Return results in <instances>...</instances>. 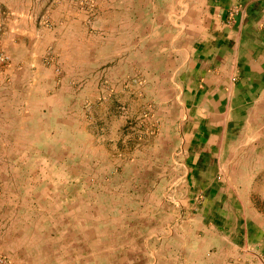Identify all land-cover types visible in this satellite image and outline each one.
Returning <instances> with one entry per match:
<instances>
[{"label":"crops","instance_id":"crops-1","mask_svg":"<svg viewBox=\"0 0 264 264\" xmlns=\"http://www.w3.org/2000/svg\"><path fill=\"white\" fill-rule=\"evenodd\" d=\"M0 254L264 264V0H0Z\"/></svg>","mask_w":264,"mask_h":264},{"label":"built area","instance_id":"built-area-1","mask_svg":"<svg viewBox=\"0 0 264 264\" xmlns=\"http://www.w3.org/2000/svg\"><path fill=\"white\" fill-rule=\"evenodd\" d=\"M8 260L0 254V264H6Z\"/></svg>","mask_w":264,"mask_h":264},{"label":"rangeland","instance_id":"rangeland-1","mask_svg":"<svg viewBox=\"0 0 264 264\" xmlns=\"http://www.w3.org/2000/svg\"><path fill=\"white\" fill-rule=\"evenodd\" d=\"M3 58H5V57H3ZM5 59H6V58H5ZM112 119H113V118H112ZM114 119H115L114 121L117 122V124L120 123V122H122V120H121L122 118H120V121H116V120H119L118 118H115V117H114ZM92 166H93V165H92ZM89 167H90V166H89ZM1 255H2V254H1ZM2 256H4V255H2ZM4 257L8 260V262H7L6 264H10L8 257H6V256H4Z\"/></svg>","mask_w":264,"mask_h":264}]
</instances>
